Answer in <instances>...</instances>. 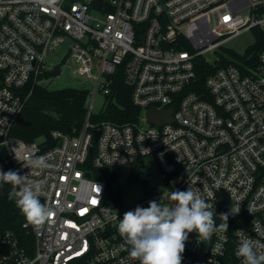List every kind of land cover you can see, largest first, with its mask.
I'll return each mask as SVG.
<instances>
[{"label":"built area","instance_id":"obj_1","mask_svg":"<svg viewBox=\"0 0 264 264\" xmlns=\"http://www.w3.org/2000/svg\"><path fill=\"white\" fill-rule=\"evenodd\" d=\"M256 30L264 31V0H0V170L41 181L40 202L52 209L42 226L23 217L21 232L0 230V264H139L119 219L153 200L171 206L172 192L189 187L217 214L233 205L240 211L210 240L189 233L182 264H243L236 256L243 239L264 253V48L250 52ZM250 31L246 53L227 47ZM62 43L69 44L65 66L94 81V99L110 95L121 70L141 114L92 122L93 99L77 134L54 130L52 145L14 136L33 90L57 66L61 73L48 58ZM199 69L212 70L201 91ZM153 108L173 109V121L150 124ZM36 156L52 167L22 166ZM148 157L165 191L123 209L115 184L111 193L94 173Z\"/></svg>","mask_w":264,"mask_h":264},{"label":"clouds","instance_id":"obj_2","mask_svg":"<svg viewBox=\"0 0 264 264\" xmlns=\"http://www.w3.org/2000/svg\"><path fill=\"white\" fill-rule=\"evenodd\" d=\"M22 166L29 169L52 167L45 156L30 157ZM0 183L12 186L9 199L14 200L28 223L39 227L48 221L52 209L40 202L44 187L41 181L31 179L29 174L21 175L18 170H0ZM171 199L174 201L171 206L153 200L147 208L137 206L119 219L118 232L125 241V249L139 264H182L189 233L196 232L199 241L210 240L215 233L226 232L229 215L240 211L233 205L228 212L217 214L214 206L192 187L172 192ZM216 216L221 221L219 225ZM256 247L253 240L243 239L236 256L243 258V264H264V253L257 252Z\"/></svg>","mask_w":264,"mask_h":264},{"label":"trees","instance_id":"obj_3","mask_svg":"<svg viewBox=\"0 0 264 264\" xmlns=\"http://www.w3.org/2000/svg\"><path fill=\"white\" fill-rule=\"evenodd\" d=\"M255 34L256 43L250 52L256 56L264 48V31L256 30ZM211 73L212 70L208 69L198 70L197 90H202L204 79ZM110 89L111 93L106 96L104 110L97 116H91V121L126 123L135 120L141 114V110L132 103V90L125 84L121 70L112 74ZM88 96V91L77 88L50 91L43 86L36 87L18 118L13 135L25 142L44 139L52 145L54 141L51 132L54 130L69 134L79 133L87 116ZM94 176L98 179L106 178L109 191L113 192V184L116 183L118 176L116 170L98 169ZM11 187L10 184L0 183V230L21 232L24 216L13 200L9 199Z\"/></svg>","mask_w":264,"mask_h":264},{"label":"rangeland","instance_id":"obj_4","mask_svg":"<svg viewBox=\"0 0 264 264\" xmlns=\"http://www.w3.org/2000/svg\"><path fill=\"white\" fill-rule=\"evenodd\" d=\"M255 41L253 31L242 34L227 44V47L233 49L238 54L246 53L248 47ZM69 55V44L62 43L49 56L48 62L54 66L61 65V73L56 75L49 73L42 80V86L50 91L61 90L66 88H77L89 92L87 108L93 101V91L95 88L94 81L85 76L74 74L72 69L65 66ZM214 56H208L212 60ZM92 104V113L97 116L105 108L106 96L100 91L95 96ZM118 173L117 181L114 185L116 195L119 196L118 205L123 209L133 207L141 203L149 194L148 192L158 189L160 192L165 191L161 185L162 173L159 164L153 157L145 158L144 161L120 167L116 170Z\"/></svg>","mask_w":264,"mask_h":264},{"label":"water","instance_id":"obj_5","mask_svg":"<svg viewBox=\"0 0 264 264\" xmlns=\"http://www.w3.org/2000/svg\"><path fill=\"white\" fill-rule=\"evenodd\" d=\"M60 72L59 67L57 66L54 70V73L58 75ZM204 100H206V97H202ZM173 112V109H167V110H156V109H150L147 112V120L150 124L153 125H162L166 122H172L173 119L170 118L171 114ZM69 128V127H68ZM99 131L95 134V141L99 137ZM93 149H90V152L92 153Z\"/></svg>","mask_w":264,"mask_h":264}]
</instances>
